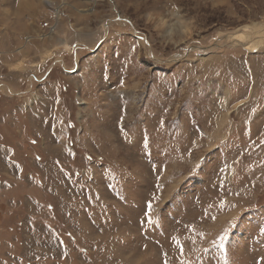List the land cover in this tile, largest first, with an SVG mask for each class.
<instances>
[{
	"label": "rangeland",
	"instance_id": "rangeland-1",
	"mask_svg": "<svg viewBox=\"0 0 264 264\" xmlns=\"http://www.w3.org/2000/svg\"><path fill=\"white\" fill-rule=\"evenodd\" d=\"M258 24L264 0H0V264H264Z\"/></svg>",
	"mask_w": 264,
	"mask_h": 264
},
{
	"label": "water",
	"instance_id": "water-1",
	"mask_svg": "<svg viewBox=\"0 0 264 264\" xmlns=\"http://www.w3.org/2000/svg\"><path fill=\"white\" fill-rule=\"evenodd\" d=\"M245 35L249 37V46L253 45L264 49V24H258L255 27L249 28L244 31Z\"/></svg>",
	"mask_w": 264,
	"mask_h": 264
},
{
	"label": "bare ground",
	"instance_id": "bare-ground-1",
	"mask_svg": "<svg viewBox=\"0 0 264 264\" xmlns=\"http://www.w3.org/2000/svg\"><path fill=\"white\" fill-rule=\"evenodd\" d=\"M175 59H177V58H175Z\"/></svg>",
	"mask_w": 264,
	"mask_h": 264
}]
</instances>
